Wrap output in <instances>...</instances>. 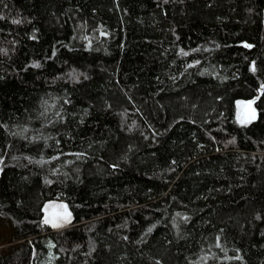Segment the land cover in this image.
Segmentation results:
<instances>
[{
  "label": "trees",
  "instance_id": "obj_1",
  "mask_svg": "<svg viewBox=\"0 0 264 264\" xmlns=\"http://www.w3.org/2000/svg\"><path fill=\"white\" fill-rule=\"evenodd\" d=\"M0 218V264H264V0H0Z\"/></svg>",
  "mask_w": 264,
  "mask_h": 264
},
{
  "label": "rangeland",
  "instance_id": "obj_2",
  "mask_svg": "<svg viewBox=\"0 0 264 264\" xmlns=\"http://www.w3.org/2000/svg\"><path fill=\"white\" fill-rule=\"evenodd\" d=\"M254 105L242 110L244 114L254 112ZM44 216L52 214L51 218L55 228H64L71 224V213L66 204L60 200L47 203L44 207ZM15 236V230L11 222L0 218V254H6L15 244L12 240Z\"/></svg>",
  "mask_w": 264,
  "mask_h": 264
},
{
  "label": "water",
  "instance_id": "obj_3",
  "mask_svg": "<svg viewBox=\"0 0 264 264\" xmlns=\"http://www.w3.org/2000/svg\"><path fill=\"white\" fill-rule=\"evenodd\" d=\"M255 102V100L252 102V103H254ZM51 215L52 214H47L45 217H44V219H43V222L44 223H47V224H49V225H51V226H54V224H53V221H52V218H51Z\"/></svg>",
  "mask_w": 264,
  "mask_h": 264
}]
</instances>
